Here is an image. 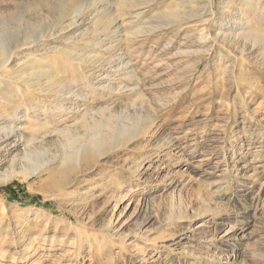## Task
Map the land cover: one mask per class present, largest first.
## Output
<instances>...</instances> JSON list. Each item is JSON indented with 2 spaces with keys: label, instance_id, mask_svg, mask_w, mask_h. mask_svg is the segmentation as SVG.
<instances>
[{
  "label": "rangeland",
  "instance_id": "1",
  "mask_svg": "<svg viewBox=\"0 0 264 264\" xmlns=\"http://www.w3.org/2000/svg\"><path fill=\"white\" fill-rule=\"evenodd\" d=\"M63 1L0 0L7 46L40 40L15 56L27 64L23 76L43 59L48 76L62 81H22L20 92L36 107L16 97L23 120L4 124L25 126L26 135L43 124L41 131L70 126L83 136L88 110L106 141L114 126L125 135L69 196L0 179V264H264V44L241 37L235 50L219 35L215 41L228 0H212L211 14L192 19V7L178 0H75V8ZM263 4V20L248 17L232 33L264 40ZM179 17L178 31L164 26ZM205 19L214 24L202 31ZM59 131L48 137L61 138ZM20 153L0 152V176ZM134 163L143 166L136 171ZM9 185L13 193L3 189Z\"/></svg>",
  "mask_w": 264,
  "mask_h": 264
},
{
  "label": "bare ground",
  "instance_id": "2",
  "mask_svg": "<svg viewBox=\"0 0 264 264\" xmlns=\"http://www.w3.org/2000/svg\"><path fill=\"white\" fill-rule=\"evenodd\" d=\"M121 1H124V3H125V0H121ZM144 2H147V1H144ZM203 2H207V3L203 4ZM211 2H212V0H178L176 2L177 3L176 5L181 6L182 4H184V5L192 7V9L189 13V18L192 19V18L202 17V15L200 14L201 13L200 11L203 9L205 10V12L208 11L211 14L213 11ZM226 2L227 3L225 5H223V7H225L226 9L223 10L220 13L219 17L216 19L217 23H219L218 28L220 29V32L219 33L217 32L215 34V36H214L215 41L220 36L221 40L223 42H226L228 44V46H230L231 48L234 47L235 50H237L236 44L238 43V40L241 37H243L244 39H247V40L251 38L253 46L255 44L258 45V43L260 45L264 44V40H262V38L255 31H253L252 33L251 32H249V33H245V32L232 33V27L237 29V30L245 27V24L248 21V17H254V19H256V20H260L262 18V10L260 9V5L262 3H264L263 0H259V1L258 0H228ZM201 3H202V5H201ZM149 4H150V1H149ZM62 5L64 7H74V8L79 7V4L76 3L75 0H64ZM127 6L132 7L133 5L127 4ZM105 7H106V5H105ZM120 8H122V6ZM181 9H182V7H181ZM177 10H178V8H177ZM86 13L84 12V14H86ZM142 14H143V12H142ZM135 15H136L135 16L136 18L139 17L140 12L136 13ZM170 15H172V14H170ZM263 15H264V13H263ZM99 18L101 19L102 16ZM83 19H85V18H83ZM78 20H79V18H78ZM182 20H183V18L179 17L177 19H174L172 21V23H169L170 22L169 21L164 26L165 27H171V26L173 27V25H176L177 31H178V28L181 26L180 22ZM209 20H211V19H205L204 20L203 25L204 24L205 25L202 26V31L204 29L206 31L210 27V24H211V26L214 24L213 23L214 20L212 21V23H210ZM262 20H263V18H262ZM78 23H80V22H78ZM92 23H91V25L93 26L94 23L93 24ZM207 23L208 24L210 23V24L207 26L206 25ZM187 26H189V25H187ZM190 26H189V29L191 28ZM229 27H231V28H229ZM248 27H250V26H248ZM84 30H86V29L84 28ZM199 31H200V29H199ZM208 32L207 33L205 32V34L200 33V34H198V36L202 39V38H204V36L206 37L208 35ZM80 33H82V32H80ZM192 33H194V32L191 31L190 34H192ZM0 37H1V35H0ZM26 39H32V35L27 36ZM38 41H40V40H38ZM38 41H37V39L34 38L30 42H26V41L22 42V43L16 42V43H14V45L9 47V45L7 46V44L4 42L3 38H0V76H1V79H0V152L5 151L6 153L10 154L14 150H16L17 147L21 148L20 154H14L11 156V158L9 159L8 170H6V172L0 176L1 177L0 179H1V182L4 183V182H7L8 180H10L14 177H17V178L21 179L22 181H26L28 183L27 185H28V189L30 191L39 190L46 196H47V194H52L53 196H69L72 193H75L78 191L77 189H75V186L80 184L83 181V177L85 176V174H87L88 171L96 168L95 165L99 161L98 159L100 157H102L107 152L106 149L109 147V148H111L109 150H112L117 146V145H113V143L125 135L126 128L123 127V125L118 126V127L114 126L112 128L113 129L112 138H109V141L108 140L106 141V139H104L105 137L103 138L102 135L99 134V128L97 126L98 123L94 121V122H92V124L89 125V123L87 122V119L89 117L88 116L89 113L87 112L88 110L87 111L81 110L83 118L80 120L83 123L82 126L85 127L84 131L86 130L85 131L86 134L83 136L78 134L77 130L71 131V127L69 126L68 129L62 130L65 133L61 138H56V139L52 140L48 136L54 132L59 131V130L54 128V129H48V130L41 131L44 128V124L40 125L39 127H32L31 129H29V131L31 130V132L27 135L24 133L25 126L20 125L19 127H16L15 125H5L4 124L6 122V121L4 122L5 118L18 120V121L23 120V119L20 120L21 117H19V115H18L20 110L22 109V106L15 99L16 97L23 95V97H25L28 100V103H27L28 108L27 109H29V107L31 109L32 108L34 109V107H36V104H33L31 102L32 100H31V97L28 93H25L23 89L20 92L21 88L23 87L21 84L22 81H29L30 83H32L34 85L41 84V83L46 84V85H50V84L54 85L55 84L56 85L55 87H59V85L62 84V81L60 79H58L56 77L50 78L48 76V74H47L48 72L45 70L46 67L50 66L47 62L48 60L44 61L45 62L44 64L42 63L43 59L36 60L35 61L36 65L34 64L35 66L33 65L31 67V71H29L26 76H23L24 72L28 71L25 69V66H27V64L24 65L25 63L20 62V60L18 58H15V56H18V54L22 50H24V48L27 45H29L26 47L27 49H33V47L37 45L36 42H38ZM41 46H43V45H41ZM234 49H232V50H234ZM262 51L264 52V48H262ZM30 56H32V55H30ZM34 58H36V57H34ZM29 59H32V57L31 58L29 57ZM77 61H78V59H77ZM12 62H15V64H12ZM32 64H30V65H32ZM9 70H11L12 75H10V77H8V78L11 81H13V83H14L13 85H11V87L6 86V84L4 82L5 79L3 80V78H5L7 76V72ZM47 70H49V69H47ZM106 78H107V76H106ZM30 79H34V82H33V80H30ZM101 80H102V78H101ZM9 89L11 90L10 91L11 93H9ZM44 90H47V89L44 88ZM56 90H58V88ZM72 91H73V88H72ZM69 93H70V90L67 87H63V94H69ZM72 93H74V95L76 97V94H75L76 92H72ZM79 96H77V97H79ZM57 100H60V99H57ZM64 100H66V98ZM55 102H56V99L52 100L53 104ZM69 107H70V105H69ZM53 109H54V107H53ZM83 111H85V112H83ZM92 111H95V110H92ZM24 115H26V114H24ZM54 115H56V114H54ZM99 119H100V117H99ZM124 119H126V118H124ZM149 125L150 124H146L144 127L135 128V130L133 129L134 132L132 133L131 138L132 139L134 137L137 138L138 135H140L142 132H144L148 129ZM74 126H75V124H74ZM62 131H59V133ZM87 133H88V136H86ZM113 153H116V152H113ZM134 164L136 166V171L139 170L141 168V166H143L141 163H134ZM30 178H33V180L29 181ZM87 181H89V180H87ZM112 182L117 183V180L114 179ZM36 184H39V185L37 187H35ZM71 188H72V190L67 191ZM92 189H93V187L90 188V190H92ZM117 200L118 199H116V201ZM119 200H121V199H119ZM175 213H177V211ZM176 215H178V213Z\"/></svg>",
  "mask_w": 264,
  "mask_h": 264
},
{
  "label": "trees",
  "instance_id": "3",
  "mask_svg": "<svg viewBox=\"0 0 264 264\" xmlns=\"http://www.w3.org/2000/svg\"><path fill=\"white\" fill-rule=\"evenodd\" d=\"M12 186L11 185H9L8 187H5V188H3L6 192H8V193H13V190H12V188H11Z\"/></svg>",
  "mask_w": 264,
  "mask_h": 264
}]
</instances>
